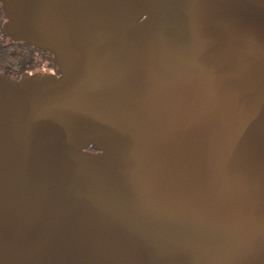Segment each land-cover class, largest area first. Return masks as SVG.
I'll list each match as a JSON object with an SVG mask.
<instances>
[{
  "label": "water",
  "instance_id": "obj_1",
  "mask_svg": "<svg viewBox=\"0 0 264 264\" xmlns=\"http://www.w3.org/2000/svg\"><path fill=\"white\" fill-rule=\"evenodd\" d=\"M0 3V264H264V0Z\"/></svg>",
  "mask_w": 264,
  "mask_h": 264
},
{
  "label": "trees",
  "instance_id": "obj_2",
  "mask_svg": "<svg viewBox=\"0 0 264 264\" xmlns=\"http://www.w3.org/2000/svg\"><path fill=\"white\" fill-rule=\"evenodd\" d=\"M5 20L4 9L0 3V72L16 79L23 70L26 62L34 63V61L33 56L30 57L27 51L18 47L17 44L12 43L13 41L8 37L3 27ZM90 149L95 150V145L92 144Z\"/></svg>",
  "mask_w": 264,
  "mask_h": 264
},
{
  "label": "flooded vegetation",
  "instance_id": "obj_3",
  "mask_svg": "<svg viewBox=\"0 0 264 264\" xmlns=\"http://www.w3.org/2000/svg\"><path fill=\"white\" fill-rule=\"evenodd\" d=\"M12 43L17 44L18 47L24 49V51H27L30 57L33 56V61H34V63L26 62L23 70L20 72V75L16 79H20L26 74L34 75L36 73L37 74L39 73L41 76H45L47 74H55L57 76L60 75L58 66L55 65L53 62V54H51L50 52H45L43 50H40L35 46L29 45L21 41L18 42L13 41ZM35 57H36V62H35Z\"/></svg>",
  "mask_w": 264,
  "mask_h": 264
}]
</instances>
